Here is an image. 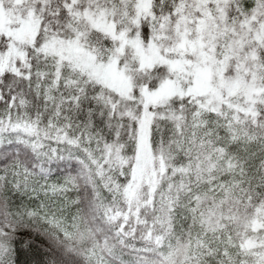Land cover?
<instances>
[{
  "label": "snow or ice",
  "instance_id": "1",
  "mask_svg": "<svg viewBox=\"0 0 264 264\" xmlns=\"http://www.w3.org/2000/svg\"><path fill=\"white\" fill-rule=\"evenodd\" d=\"M0 264H264V0H0Z\"/></svg>",
  "mask_w": 264,
  "mask_h": 264
}]
</instances>
